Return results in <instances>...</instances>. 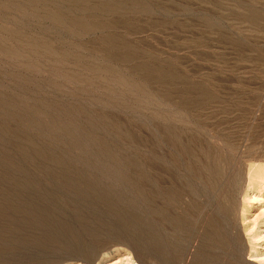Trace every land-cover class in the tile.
Returning <instances> with one entry per match:
<instances>
[{
  "label": "rangeland",
  "instance_id": "rangeland-1",
  "mask_svg": "<svg viewBox=\"0 0 264 264\" xmlns=\"http://www.w3.org/2000/svg\"><path fill=\"white\" fill-rule=\"evenodd\" d=\"M259 169L264 0H0V264H264Z\"/></svg>",
  "mask_w": 264,
  "mask_h": 264
},
{
  "label": "bare ground",
  "instance_id": "bare-ground-1",
  "mask_svg": "<svg viewBox=\"0 0 264 264\" xmlns=\"http://www.w3.org/2000/svg\"><path fill=\"white\" fill-rule=\"evenodd\" d=\"M259 170H261V169H259ZM263 171H264V169H263ZM263 171H262V170H261V172L258 171V175L256 174L258 177H260V180H261V183H262V184H264V174H263ZM259 172H260V175H261V174H263V175L260 176V175H259ZM257 176H256V177H257ZM257 180H258V179H257ZM258 181H259V180H258ZM258 183H260V182H258ZM259 185H261V184H259ZM254 194H255V193H254ZM257 236H258V234L254 235V236H252V237H253V238H256ZM262 256H263V255H262ZM263 261H264V260H263ZM263 261H262V262H263Z\"/></svg>",
  "mask_w": 264,
  "mask_h": 264
}]
</instances>
